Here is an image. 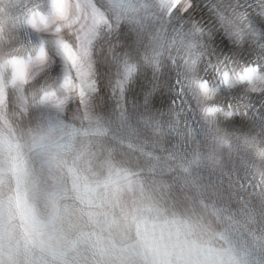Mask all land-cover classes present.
<instances>
[{"label": "snow or ice", "instance_id": "1", "mask_svg": "<svg viewBox=\"0 0 264 264\" xmlns=\"http://www.w3.org/2000/svg\"><path fill=\"white\" fill-rule=\"evenodd\" d=\"M154 9L168 25L163 43L136 59L114 55L108 88L125 101L131 92L141 117L187 154L242 141L235 215L264 264V0H154Z\"/></svg>", "mask_w": 264, "mask_h": 264}]
</instances>
